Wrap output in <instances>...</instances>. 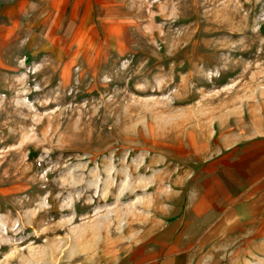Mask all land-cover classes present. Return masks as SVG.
<instances>
[{"label":"rangeland","instance_id":"374dc122","mask_svg":"<svg viewBox=\"0 0 264 264\" xmlns=\"http://www.w3.org/2000/svg\"><path fill=\"white\" fill-rule=\"evenodd\" d=\"M255 133L264 0H0V264H63L153 221L174 238ZM260 210L191 221L173 259L264 264Z\"/></svg>","mask_w":264,"mask_h":264},{"label":"crops","instance_id":"0c3cea01","mask_svg":"<svg viewBox=\"0 0 264 264\" xmlns=\"http://www.w3.org/2000/svg\"><path fill=\"white\" fill-rule=\"evenodd\" d=\"M249 140L256 141L250 151L233 154L228 150L210 173L212 177L202 188L191 191L190 203L177 215L175 226L180 229L174 238L171 224L159 221L156 227L153 221V226L147 225L127 241L109 238L100 243V249L86 241L83 249H75L63 264H179V257L173 259V255L182 251L181 242L188 237L185 231L191 221L244 222L258 218L264 206V134L255 133Z\"/></svg>","mask_w":264,"mask_h":264}]
</instances>
